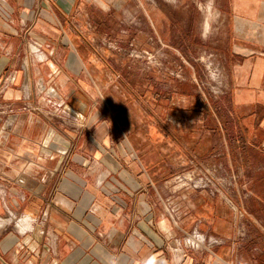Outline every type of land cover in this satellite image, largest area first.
<instances>
[{
  "label": "crops",
  "instance_id": "0c3cea01",
  "mask_svg": "<svg viewBox=\"0 0 264 264\" xmlns=\"http://www.w3.org/2000/svg\"><path fill=\"white\" fill-rule=\"evenodd\" d=\"M122 9L121 0H0V264H264V0H224L240 60L228 131L208 111L188 145L168 102L162 117H101V12ZM219 150L242 166L237 206L173 193L191 156ZM194 229L223 242L178 246Z\"/></svg>",
  "mask_w": 264,
  "mask_h": 264
},
{
  "label": "rangeland",
  "instance_id": "374dc122",
  "mask_svg": "<svg viewBox=\"0 0 264 264\" xmlns=\"http://www.w3.org/2000/svg\"><path fill=\"white\" fill-rule=\"evenodd\" d=\"M121 2V11L101 12V92L96 93L101 117L113 118L116 110L129 117H162L164 101L170 103V115H176L180 124L174 131L180 132L187 145L194 144L199 117L207 116L208 111L223 117V130L228 131L224 122L231 117L229 101L232 86L239 82L240 60L230 54L232 15L222 9L224 0ZM210 4L211 17L207 15ZM207 16L210 28L205 31ZM95 73L96 81L99 72ZM155 126L160 129L162 124ZM223 152L198 160L189 153V164L170 180L173 193L211 195L176 183L179 174L206 176L214 182L211 189L216 195L228 197L237 206L232 197L243 195L242 166L235 163L230 167Z\"/></svg>",
  "mask_w": 264,
  "mask_h": 264
},
{
  "label": "built area",
  "instance_id": "2783aa9c",
  "mask_svg": "<svg viewBox=\"0 0 264 264\" xmlns=\"http://www.w3.org/2000/svg\"><path fill=\"white\" fill-rule=\"evenodd\" d=\"M42 46L36 45L34 46L35 55L41 59L42 55ZM176 183L178 187H192L195 190L209 191L212 196H215V192L211 189V186H214V182L211 179H208L206 176H199L198 178L186 177L183 174H179L176 177ZM165 207L168 215L174 221V223L178 224L179 222V213L178 207L171 199H165L164 201ZM222 240L211 235H207L202 233L201 231L194 229L190 233H186L183 238L176 239V243L178 246H184L189 249L194 250H211L215 246L222 244Z\"/></svg>",
  "mask_w": 264,
  "mask_h": 264
},
{
  "label": "bare ground",
  "instance_id": "6f19581e",
  "mask_svg": "<svg viewBox=\"0 0 264 264\" xmlns=\"http://www.w3.org/2000/svg\"><path fill=\"white\" fill-rule=\"evenodd\" d=\"M207 12H208V14L207 15H211V13H212V6H211V4L207 7ZM211 17V16H210ZM206 21V20H205ZM210 28V24H209V17L207 16V22H206V29H205V31H208V29ZM41 60H43V57L41 58ZM31 220V219H30ZM1 222V221H0ZM2 223V222H1ZM1 223H0V225H1ZM22 223V222H21ZM3 225V224H2ZM27 225V224H26Z\"/></svg>",
  "mask_w": 264,
  "mask_h": 264
}]
</instances>
